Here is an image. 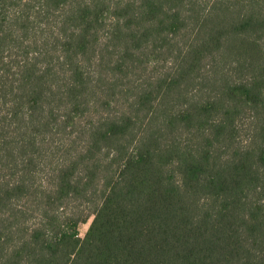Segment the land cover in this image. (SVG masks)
Here are the masks:
<instances>
[{
    "label": "trees",
    "instance_id": "obj_1",
    "mask_svg": "<svg viewBox=\"0 0 264 264\" xmlns=\"http://www.w3.org/2000/svg\"><path fill=\"white\" fill-rule=\"evenodd\" d=\"M0 264H264V0H0Z\"/></svg>",
    "mask_w": 264,
    "mask_h": 264
},
{
    "label": "rangeland",
    "instance_id": "obj_2",
    "mask_svg": "<svg viewBox=\"0 0 264 264\" xmlns=\"http://www.w3.org/2000/svg\"><path fill=\"white\" fill-rule=\"evenodd\" d=\"M246 137H247L246 132L243 131V132L240 134V138H239V140H241V139H246ZM89 226H90V222H88L87 224H84V225H81V226H80V233H81V236H82V237H83V236L85 235V233L87 232Z\"/></svg>",
    "mask_w": 264,
    "mask_h": 264
}]
</instances>
